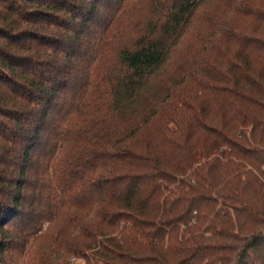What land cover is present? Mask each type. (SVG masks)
Wrapping results in <instances>:
<instances>
[{
    "label": "trees",
    "instance_id": "16d2710c",
    "mask_svg": "<svg viewBox=\"0 0 264 264\" xmlns=\"http://www.w3.org/2000/svg\"><path fill=\"white\" fill-rule=\"evenodd\" d=\"M0 264H264V0H0Z\"/></svg>",
    "mask_w": 264,
    "mask_h": 264
}]
</instances>
